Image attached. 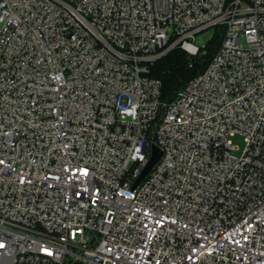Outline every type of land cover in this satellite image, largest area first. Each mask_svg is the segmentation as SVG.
<instances>
[{"label": "built area", "instance_id": "built-area-1", "mask_svg": "<svg viewBox=\"0 0 264 264\" xmlns=\"http://www.w3.org/2000/svg\"><path fill=\"white\" fill-rule=\"evenodd\" d=\"M0 264H264V0H0Z\"/></svg>", "mask_w": 264, "mask_h": 264}, {"label": "trees", "instance_id": "trees-1", "mask_svg": "<svg viewBox=\"0 0 264 264\" xmlns=\"http://www.w3.org/2000/svg\"><path fill=\"white\" fill-rule=\"evenodd\" d=\"M222 36L223 28L216 26L210 39L196 55L189 56L177 46L152 63L149 75L160 80L162 101L171 102L189 79L203 71L216 52Z\"/></svg>", "mask_w": 264, "mask_h": 264}, {"label": "rangeland", "instance_id": "rangeland-1", "mask_svg": "<svg viewBox=\"0 0 264 264\" xmlns=\"http://www.w3.org/2000/svg\"><path fill=\"white\" fill-rule=\"evenodd\" d=\"M214 31V28L206 29L200 33H197L195 35V41L198 45L204 44L207 42L208 39H210L212 33ZM233 143L238 146V151H235L236 154H240L242 148L244 147V140L243 137L240 135H237L233 138Z\"/></svg>", "mask_w": 264, "mask_h": 264}, {"label": "water", "instance_id": "water-1", "mask_svg": "<svg viewBox=\"0 0 264 264\" xmlns=\"http://www.w3.org/2000/svg\"><path fill=\"white\" fill-rule=\"evenodd\" d=\"M160 155H161L160 149L157 146L152 145L150 158L147 164L145 165V167L143 168V170L141 171L140 175L136 179L133 186H136L138 182L148 173V171L151 169L154 163L158 160Z\"/></svg>", "mask_w": 264, "mask_h": 264}]
</instances>
